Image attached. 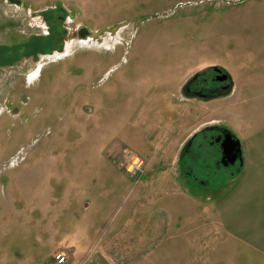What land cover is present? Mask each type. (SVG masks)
Returning <instances> with one entry per match:
<instances>
[{"label":"rangeland","instance_id":"374dc122","mask_svg":"<svg viewBox=\"0 0 264 264\" xmlns=\"http://www.w3.org/2000/svg\"><path fill=\"white\" fill-rule=\"evenodd\" d=\"M210 67L262 109L264 0H0V264H264L209 239L214 221L186 233L203 199L121 168L168 142V102L191 108L183 87Z\"/></svg>","mask_w":264,"mask_h":264},{"label":"crops","instance_id":"0c3cea01","mask_svg":"<svg viewBox=\"0 0 264 264\" xmlns=\"http://www.w3.org/2000/svg\"><path fill=\"white\" fill-rule=\"evenodd\" d=\"M241 91L238 85H233V91L221 98H187L191 108L185 110L177 106V98H173V102L169 101L166 108L167 118H170L173 125L168 142L156 145L153 149L155 152L147 154L150 157L148 160L147 156L145 158L133 153L144 158L146 165L148 164L142 181L150 176V165L154 167L150 182L158 183L159 190L172 184L176 186V190L180 187L178 191L183 192L182 195L190 198V201L204 200L205 204L201 211L198 214L195 211V216L190 218L186 227L190 230L188 229V232L186 230V233L202 231L209 220V225L214 228L212 225L214 221L217 228L215 236L208 228L203 230H206L209 239H216L218 232L220 236L223 235L238 247H244L264 260V105L262 109L261 106H253L251 109V99ZM193 101L199 104L198 112L192 110L195 108L192 106ZM252 101L256 102L254 99ZM192 112L199 113L198 118L201 121L194 123L192 120L197 114ZM213 127L226 129L240 142L242 161L239 160L235 165L231 164V169L217 168L215 163L218 160L217 146H212L209 143L210 139L203 138L204 133L209 134L206 130ZM163 134L165 135L160 134L159 140ZM182 147L186 149L184 157H190L188 164L185 162L178 164L180 156L177 161L175 160L176 152H180ZM169 160L174 162L169 164L168 169H159L163 165L167 166ZM223 170H228V173L225 176L218 175ZM213 174L219 177V183L214 184L207 180ZM185 191L187 195L184 194ZM88 207L89 204L86 203L85 209ZM91 229L87 224L72 237L73 254L76 250L79 251V244H86L85 252L77 260L73 258V263L76 261L81 263L88 257L86 254L94 244ZM212 242H208V245H212ZM203 245L207 246L205 241L200 240V247ZM102 259L104 263L109 262L105 252Z\"/></svg>","mask_w":264,"mask_h":264},{"label":"flooded vegetation","instance_id":"af4514ba","mask_svg":"<svg viewBox=\"0 0 264 264\" xmlns=\"http://www.w3.org/2000/svg\"><path fill=\"white\" fill-rule=\"evenodd\" d=\"M233 90V81L227 71L220 67L207 68L190 78L183 87V97L185 98H221L230 94ZM209 134L204 133V139H210L209 143L212 146H217L218 160L216 166L218 169L222 167L231 169L228 160L223 161V153L221 143L225 138L226 130L218 127H213L208 130ZM185 155V152L182 156ZM238 162V161H237ZM236 162V163H237Z\"/></svg>","mask_w":264,"mask_h":264},{"label":"built area","instance_id":"2783aa9c","mask_svg":"<svg viewBox=\"0 0 264 264\" xmlns=\"http://www.w3.org/2000/svg\"><path fill=\"white\" fill-rule=\"evenodd\" d=\"M127 151V150H126ZM124 162L121 165L128 174L142 177L145 173L146 162L143 158L131 151L125 152ZM51 264H69V258L64 252H59L54 256Z\"/></svg>","mask_w":264,"mask_h":264},{"label":"water","instance_id":"95a60500","mask_svg":"<svg viewBox=\"0 0 264 264\" xmlns=\"http://www.w3.org/2000/svg\"><path fill=\"white\" fill-rule=\"evenodd\" d=\"M226 132L225 138L221 143L222 160H228L230 164L235 165L237 161H242L240 142L229 131L226 130Z\"/></svg>","mask_w":264,"mask_h":264}]
</instances>
